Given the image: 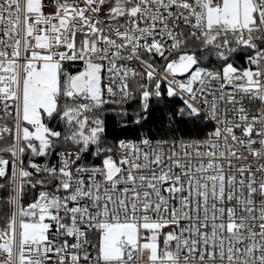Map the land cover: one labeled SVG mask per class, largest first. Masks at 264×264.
Wrapping results in <instances>:
<instances>
[{
  "label": "snow or ice",
  "instance_id": "snow-or-ice-1",
  "mask_svg": "<svg viewBox=\"0 0 264 264\" xmlns=\"http://www.w3.org/2000/svg\"><path fill=\"white\" fill-rule=\"evenodd\" d=\"M0 178V264H264V0H0Z\"/></svg>",
  "mask_w": 264,
  "mask_h": 264
},
{
  "label": "trees",
  "instance_id": "trees-1",
  "mask_svg": "<svg viewBox=\"0 0 264 264\" xmlns=\"http://www.w3.org/2000/svg\"><path fill=\"white\" fill-rule=\"evenodd\" d=\"M238 63L241 66H247V61L245 59H238ZM67 67L70 70V73L75 74L76 72L82 70L83 65H68ZM147 128L151 129L152 134L154 136H167L169 134L166 128V119L164 120V122H161L160 120H156L154 123L147 125ZM210 129H211V125L209 123L197 122L194 125L193 123L189 122L185 125L179 126L178 134L185 138L203 137L208 133ZM119 135L120 138H124L125 136L131 137L133 136V133L131 131L120 132ZM53 157L51 158L30 157L28 153H25L22 159L24 161V166L28 168L29 159H32L35 162L43 164L45 162L50 163ZM6 158L11 159L7 155ZM89 159H91V157ZM28 170L33 171L31 168H28ZM0 185H3V187H0V226L3 227V216L11 210V205L8 204V200L9 197L13 195L12 189L14 184H12L8 178H0ZM36 192L37 189H32L30 186L25 185V193L22 203H24L25 206L27 205V203H30Z\"/></svg>",
  "mask_w": 264,
  "mask_h": 264
},
{
  "label": "built area",
  "instance_id": "built-area-1",
  "mask_svg": "<svg viewBox=\"0 0 264 264\" xmlns=\"http://www.w3.org/2000/svg\"><path fill=\"white\" fill-rule=\"evenodd\" d=\"M134 63V62H133ZM68 65H83L82 63H80V62H77V63H75V64H68ZM181 79H182V77H181ZM210 125H211V129L208 131V132H210V131H212L213 130V128L215 127V124L214 123H209ZM238 134H239V132H238ZM206 136H207V134L205 135V136H203V137H191V138H185V139H204V138H206ZM254 147H257V145H254ZM239 151H241L242 152V154L243 155H248L246 152H244V150L243 149H239ZM248 159H249V161H252L253 163H255V161H253L252 160V158L249 156L248 157ZM59 162V160H58V157H53L52 158V160H51V162L50 163H58ZM239 163H243V161H241V162H239ZM15 187V185L13 186V188ZM1 227V226H0Z\"/></svg>",
  "mask_w": 264,
  "mask_h": 264
},
{
  "label": "rangeland",
  "instance_id": "rangeland-1",
  "mask_svg": "<svg viewBox=\"0 0 264 264\" xmlns=\"http://www.w3.org/2000/svg\"><path fill=\"white\" fill-rule=\"evenodd\" d=\"M67 66H68V64H66V65H65V67H66V69H67V70L70 72V70L68 69V67H67ZM80 71H81V70H80Z\"/></svg>",
  "mask_w": 264,
  "mask_h": 264
}]
</instances>
